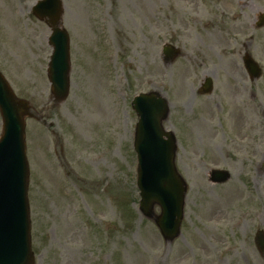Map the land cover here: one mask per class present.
Masks as SVG:
<instances>
[{"label":"rangeland","instance_id":"obj_1","mask_svg":"<svg viewBox=\"0 0 264 264\" xmlns=\"http://www.w3.org/2000/svg\"><path fill=\"white\" fill-rule=\"evenodd\" d=\"M38 0H0V72L25 120L34 264H264V0H61L70 39V89L55 104L46 69L48 26ZM179 50L172 62L164 44ZM261 68L243 78L241 57ZM204 77L212 92L198 93ZM166 98L162 127L176 138L187 189L180 235L166 241L138 210L140 92ZM1 133V117H0ZM229 178L211 183L207 172Z\"/></svg>","mask_w":264,"mask_h":264},{"label":"water","instance_id":"obj_2","mask_svg":"<svg viewBox=\"0 0 264 264\" xmlns=\"http://www.w3.org/2000/svg\"><path fill=\"white\" fill-rule=\"evenodd\" d=\"M33 15L44 21L51 32L48 43L52 53L47 68L51 94L56 103L65 100L69 90V39L61 27V0H38L32 7ZM264 24V13L259 15L257 26ZM166 60H172L177 51L167 45L163 48ZM248 72L258 76L256 63L244 59ZM211 81L206 79L202 90L210 91ZM137 113L134 148L138 157L137 187L139 207L149 216L154 205L160 208L155 224L167 241L180 233L186 184L174 165L175 138L166 132L161 122L168 113L166 100L151 92L140 94L132 101ZM0 264H33L30 249V222L26 191L28 165L25 157L24 118L30 116L26 101L16 98L0 73ZM226 172L216 171L212 180L224 182ZM255 241L264 254V233L258 231Z\"/></svg>","mask_w":264,"mask_h":264},{"label":"flooded vegetation","instance_id":"obj_3","mask_svg":"<svg viewBox=\"0 0 264 264\" xmlns=\"http://www.w3.org/2000/svg\"><path fill=\"white\" fill-rule=\"evenodd\" d=\"M235 77H236V79L238 80V81H240L241 82V86H240V88L242 89L243 88V78L244 77H247L246 75H242V74H240V75H235Z\"/></svg>","mask_w":264,"mask_h":264}]
</instances>
